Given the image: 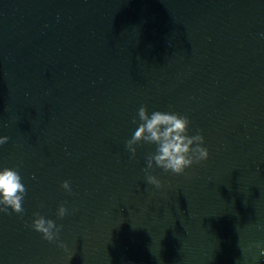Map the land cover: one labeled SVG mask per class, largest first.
<instances>
[{
    "label": "water",
    "instance_id": "1",
    "mask_svg": "<svg viewBox=\"0 0 264 264\" xmlns=\"http://www.w3.org/2000/svg\"><path fill=\"white\" fill-rule=\"evenodd\" d=\"M260 33L264 0H0V166L26 188L23 216L0 214V264H254ZM142 105L186 115L209 153L181 176L153 168L160 190L145 180L154 146L125 148ZM33 213L63 240L26 227Z\"/></svg>",
    "mask_w": 264,
    "mask_h": 264
},
{
    "label": "clouds",
    "instance_id": "2",
    "mask_svg": "<svg viewBox=\"0 0 264 264\" xmlns=\"http://www.w3.org/2000/svg\"><path fill=\"white\" fill-rule=\"evenodd\" d=\"M264 38V33H260ZM131 123L136 126L130 139L126 141V151L131 157H136L137 148L144 145L154 146V152L145 158L147 185L157 190L162 189L161 181L149 174L153 168L174 176L184 175L193 165H199L208 159V149L204 147V139L199 129L194 135L189 134L191 121L186 115L172 110H155L149 113L145 106H141ZM8 137L0 134V147L8 142ZM70 155V154H66ZM68 193L75 194L73 182L64 184ZM26 195V188L22 182L17 167L0 166V214L23 216L22 204ZM71 202H66L61 208L59 216L67 220L72 215ZM45 205H42L44 207ZM30 230L43 234L52 243L63 240L65 228L48 217L33 213L32 219L26 224ZM242 254H255L254 264L264 258V241L249 244L241 249Z\"/></svg>",
    "mask_w": 264,
    "mask_h": 264
}]
</instances>
